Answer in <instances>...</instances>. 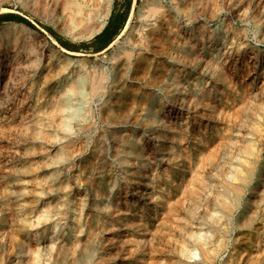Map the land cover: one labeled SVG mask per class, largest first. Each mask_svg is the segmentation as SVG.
<instances>
[{"label": "bare ground", "instance_id": "bare-ground-1", "mask_svg": "<svg viewBox=\"0 0 264 264\" xmlns=\"http://www.w3.org/2000/svg\"><path fill=\"white\" fill-rule=\"evenodd\" d=\"M9 2L90 39L116 0H0V9ZM132 15L110 60L121 58V81L137 78L138 89L116 101L108 71L76 90L42 75L26 96L16 47L33 52L39 32L18 21L0 31V264H211L220 253L208 254L211 231L195 227L175 250L179 209L249 228L259 217L264 178H246L264 173V0H140ZM262 221L246 259L235 233L230 248L219 240L227 252L216 262L261 258Z\"/></svg>", "mask_w": 264, "mask_h": 264}, {"label": "rangeland", "instance_id": "rangeland-1", "mask_svg": "<svg viewBox=\"0 0 264 264\" xmlns=\"http://www.w3.org/2000/svg\"><path fill=\"white\" fill-rule=\"evenodd\" d=\"M139 2H140V0H135V4H134V0H116L113 11H112L111 15L109 16L106 24L103 26V28L98 33H96L94 35V37H92L90 39L85 38L83 36L79 37V35H73V34L66 33V32L63 33L62 31L57 30L53 26L34 18L28 11L23 9L19 4H15V3L13 4L11 2L4 3L5 5H3L2 9H0V31L5 30L4 27L7 23L18 21V22H23V23L33 27L34 29H36L39 32V35H40L38 38L33 39V40H29L30 42L29 41L27 42L28 44L33 45V47H34L33 52L29 51L28 48H25V45H24L25 43L23 40H20L19 44L17 45L18 47H16L17 48L16 49L17 50V53H16L17 54V61H19V67H20L19 72L24 73L25 78H26V79L24 78L25 79L24 81L26 83V96L29 94L31 95L33 91L37 90L40 87V82H41L40 79H41L42 75H45L47 79L49 78L50 80H53V81L55 78L62 79V81H61L62 83H58L60 86H67L68 84H70L68 86L72 85L71 87L75 88V90H76V89H82V88L89 89L90 80L94 76H98L103 72L107 73V71H108L109 75L117 83V84L115 83L114 89L118 88V90H119V91L116 90V93H114L113 99L115 101H116V99L118 100V99L127 98V97L130 98L131 96H133L134 93L137 91L136 89H138L137 88L138 85L136 83L137 78L135 80L129 82V83L122 82L121 78H120L121 76L119 77V75H121V71H120L121 70V67H120L121 58H118V62L114 66L111 63L110 57H111L112 53L115 52L119 48V46L124 41V38H126L127 34L129 33V31H130L129 28H131V25L134 22V18H133L132 13L137 11V5L139 4ZM123 27L125 29H123ZM122 29H123V31H122ZM71 37H73V38H71ZM37 40H38V42H37ZM3 51H4V49L2 47H0V53H1L0 55H2ZM27 53H28V55H27ZM31 56H32V58H31ZM29 61L31 62V65H30ZM25 62H26V64H25ZM38 63H41L42 67L39 71L37 70L38 72H35L34 70H36L38 68ZM27 64H28V66H27ZM93 68L95 69V71ZM89 70H90V72H89ZM94 72H96V73L94 74ZM118 73H119V75H118ZM139 74L141 75V73H139ZM16 77L17 78L15 81V85L17 86L20 81L22 82V80L19 79L18 75ZM117 78H119L120 81ZM121 82L124 83V85ZM73 83H75V84H73ZM125 92H127V93H125ZM1 146L2 145L0 144V148H1ZM223 149L224 148L221 149V152L223 151V153L221 154V152H220V154H219V157L221 155H222V157H220V159L218 157L219 162H217V165H219V167H222L223 163H225V161L227 160V156L230 153L229 152L230 150L228 148H227V150L226 149L223 150ZM0 150H2V148ZM220 161H221V163H220ZM215 170L213 171V174L216 175L217 170L216 171ZM255 173L256 174L252 178L250 176H247V178H246L248 180L247 184H249V185L251 184V186H256L253 184V181L258 179L259 177L264 178V173L262 171H259L257 169L255 171ZM259 188H260V186H259ZM207 189L205 190L206 194H205V192H204V194H202L201 198L204 199L202 202H205L206 199H208V202H211L210 198H212V193H211L212 191H210L211 190L210 188L208 190ZM260 189H262V187ZM247 192H248V188H245L244 193H247ZM190 195L192 197H194L193 193ZM204 196H206V197H204ZM232 196H233V194H231V193L228 194L227 199H229ZM188 200L189 201H187V202L190 203L191 202L190 200H192V198H188ZM187 206H188V204L185 205V208L182 207V209H179L178 214L174 215V217L171 220L172 231H174L175 237H176L175 239L173 237V240H175L174 241L175 243H173V246L176 244V246L174 247L175 250H177V248L181 249L182 247H186L184 242L185 241L189 242V239H190V237H188L189 236L188 231H190V232L194 231V229H196L198 227L199 229H202L203 232L204 231H211L212 232V237H209L206 239L209 242L208 243L206 241L208 244L206 243V245H205L206 249L209 250L208 254L213 256V254H216L215 253L216 250H217V252L220 251V253H217L216 256H214V259L216 257L217 258L215 260L213 259V261H212L213 263H211V264H219V262H216V261H219L220 258L222 256H224V254H225L224 251L227 252V250H225L224 248H220V250L218 249L221 239L223 238L222 240H225L226 247L230 248L231 239L228 237H230L231 234L234 235L235 233H237V235L239 236V242L236 244L235 250H236V252L242 251L241 254H243V259L247 258V254L251 250V245H252L251 238L254 236L253 234L257 231H261L259 228L262 227V223H263L262 217L264 215L263 214L264 213V211H263L264 210V203L261 206L259 217L253 221L250 228L247 226H239L238 223H235V224L232 223V224L228 225L224 222L223 219H221L219 221H214V222L212 220L208 221V219H205V220L200 219L197 216L198 215L197 212H196V214L192 213L189 216V215H187V212H186ZM201 207H202V204L199 208H201ZM199 208H198V210H199ZM180 211H182V212H180ZM178 216H179V218H178ZM175 219L176 220L179 219V220L176 221ZM193 222L195 224H193ZM216 222H217V224H216ZM196 223H198L199 226H197ZM210 223H212V225ZM219 224L221 226H219ZM189 225H191V226H189ZM209 225H211V226H209ZM230 226H232V227H230ZM190 227L193 229H191ZM217 227L219 230L217 229ZM234 227H236V228H234ZM178 229L179 230L182 229V230L179 231ZM216 231H217V233H215ZM248 233H249V235H248ZM227 234L230 236H228ZM243 235H247V236L245 237ZM217 236H218V238H216ZM179 238H181V239H179ZM246 238H247V240H246ZM248 238H249V240H248ZM177 240H179V241H177ZM183 240H184V242H183ZM227 242H230V243H228V245H227ZM178 244H180L182 247L179 246ZM209 262H211V261H209ZM254 264H264V253L262 254L261 258H259L258 260H256L254 262Z\"/></svg>", "mask_w": 264, "mask_h": 264}]
</instances>
